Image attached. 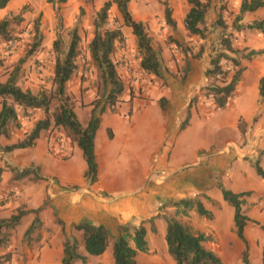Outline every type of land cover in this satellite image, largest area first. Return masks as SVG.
I'll return each instance as SVG.
<instances>
[{
	"label": "crops",
	"instance_id": "crops-1",
	"mask_svg": "<svg viewBox=\"0 0 264 264\" xmlns=\"http://www.w3.org/2000/svg\"><path fill=\"white\" fill-rule=\"evenodd\" d=\"M230 1L237 14L241 0ZM21 2L23 0H11L1 9L0 21L9 18L10 11ZM178 3H185L188 11L187 0H171L172 6ZM172 18L176 26L169 27L185 32L183 18ZM246 19H264V8L245 14L243 20ZM252 43L249 40L247 44L251 50L264 49L263 45ZM242 64L245 70L229 104L224 109L210 111L194 108V105L190 109L189 123L182 131L179 124L185 119L190 97L205 79V67H199L196 61H190L183 86L178 87L173 78L167 80L168 119L163 116L166 111L161 109L158 99L134 100L107 109L101 116L94 140L97 180L93 184L85 179L87 166L82 152L71 144L64 145L67 147L64 153L59 152L54 142L56 133L48 130L40 133L32 147L9 153L11 170L3 172L0 180V201L4 202L0 205V217L8 219L18 210L29 213L21 218L11 232L8 245L0 251V255L14 251L20 254H11L10 261L4 264H61L65 237L57 220L62 222L66 236L78 238L82 233L70 229L82 221L103 225L115 234L119 225L133 217L146 219L159 213L160 217L154 221L156 233H147V252H138L136 261L176 264L167 251L166 222L161 217L172 216L174 209L159 212L158 198L162 201L197 199L212 213L210 220L199 216L195 210L182 218H187L186 226L193 232L208 238L204 246L223 264H242L246 248L250 264H264V176H259L255 169L258 163L264 174V97L258 95L259 80L264 77V54ZM131 105L134 110L129 118ZM14 107L19 120L26 124L9 140L1 136V146L22 140L34 126L23 117L26 110ZM76 115L80 123L86 125L90 109ZM239 121L245 124L244 133L239 130ZM223 129L232 131L236 138L243 137V144L228 146V140L220 142L216 136ZM63 155L68 156L67 159H63ZM155 158L157 163H154ZM27 168L33 173L16 179L17 173ZM161 171L164 176L157 175ZM34 174L40 179L34 178ZM221 188L234 194H246L242 198V210L249 219L243 230L246 246L234 232L233 208L223 200ZM38 209L37 214L32 213ZM35 217L40 222L42 239L31 249L22 247L27 239L25 233ZM47 229L53 231L46 233ZM79 250L86 255L83 245ZM76 264L83 263L77 261ZM84 264H114L112 247L108 246L100 256H89Z\"/></svg>",
	"mask_w": 264,
	"mask_h": 264
},
{
	"label": "trees",
	"instance_id": "trees-1",
	"mask_svg": "<svg viewBox=\"0 0 264 264\" xmlns=\"http://www.w3.org/2000/svg\"><path fill=\"white\" fill-rule=\"evenodd\" d=\"M11 0H0V10L4 9ZM67 0H46L48 4L55 10L59 27L62 25V18L59 15V4L65 3ZM227 0H218L221 4V11L226 8ZM116 5L122 21L123 26L131 30L132 35L136 40V50L141 57L140 68L146 74L153 75L159 79H163L162 60L157 51H155L152 40L149 37L145 25L140 21H135L128 10L130 0H112ZM189 9L183 19L185 31L193 37H198L204 40L209 35V30L206 27V17L212 9L211 0H187ZM164 18L167 25L175 28L176 23L172 18L171 9L164 2ZM111 7V2H106L100 11L96 14L93 21L94 34L90 42V52L93 62L97 70L100 72L102 80L101 89L98 96L91 103L86 106L91 107L90 115L86 125H82L77 118V115L70 104L69 97L66 95V86L74 75L76 69L75 61L78 57V42L79 38L74 30L70 44L66 52H63V57L60 58V40L54 44L55 49V63L52 77V85L54 87V95L48 96L45 92L37 94L29 90H23L18 85V78L20 76V69L25 62V59L32 55L41 45L42 35L39 29V17L36 19L33 26V44L26 54V58L20 60L13 70L7 74L4 81L0 82V98L2 99L0 106V137L9 138L12 129L18 130L20 128L19 118L15 110V105L24 110H42L45 113V118L38 120L31 131L25 135L22 140L16 143L6 145L1 148L4 153H11L15 150H22L32 147L35 140L39 137L42 131L47 130H62L67 138L75 144V146L82 152L83 159L86 163L87 170L85 172V179L89 184H93L97 180V164L95 162L94 154V140L96 132L101 122V116L108 109L114 107L119 101L123 92V85L117 75L115 64L112 60V54L115 49V42L120 39L122 33L115 30L103 29L108 19V11ZM260 8H264V0H241L238 13L235 14L231 25L229 26L220 13L216 21L212 25L213 28L221 29L219 38V47L214 50L210 56L209 64L204 71V78L207 83L202 88L205 92L204 97L210 98L215 110L224 109L233 99L236 87L241 79L242 73L245 70L243 61H251L253 58L264 54V50H250L247 53L245 50L239 51L234 48L232 43V34H228V30L240 32L243 30L255 31L264 35V19L253 20L249 24H242L243 16L247 13H252ZM22 17L20 15L11 14L9 18L0 21V39L9 45L13 39L12 26L20 24ZM187 51H185L186 54ZM204 53V46L199 47L195 58H201ZM222 62H227L231 65L232 70H225ZM0 59V66L2 65ZM185 76L180 79V83L184 84L186 75L188 74V63L185 64ZM232 72V73H231ZM259 98L264 97V77L259 80L258 87ZM57 99L60 105L57 111L50 115V105L53 99ZM199 96H194L186 111L184 121L179 126V131L184 130L190 117V109L196 104ZM160 107L166 111L165 99L160 100ZM255 121V120H254ZM239 130L241 133L245 132V124L239 121ZM64 144V143H63ZM67 149V147L65 148ZM64 153V152H63ZM68 156L63 155V159ZM255 169L259 176L264 174L258 163H255ZM3 168L0 167V180ZM30 168L24 169L17 173L16 179H23L32 174ZM34 178L40 179L34 174ZM223 200L233 208V225L234 232L237 237L245 244L246 241L243 236V230L249 219L245 216L242 210V198L246 194H234L233 192L221 188ZM159 212H164L167 208H173L172 216H161L166 222L165 241L167 244V251L173 258L176 264H223L221 259L212 251L204 246L208 240L201 233H195L193 230L182 224L178 217H186L189 212L195 210L199 216L207 219H212V213L204 208L202 203L197 199H179V200H165L158 198ZM40 209L33 211L37 214ZM27 211L18 210L15 215L8 219L0 217V251L8 245L11 232L20 223L21 218L26 215ZM160 217V213L156 217H151L147 221H142L138 227H131L128 223L119 225L116 233L113 234L103 225H92L88 222L82 221L73 224V230L82 233V245L86 255L79 252V242L74 237H68L65 234L63 242V259L61 264H76L77 261L86 263L89 256L102 255L110 242L112 243V257L114 264H139L136 261L138 252H147V233H156L154 221ZM57 223L62 226L60 220ZM145 224L149 225L147 229ZM40 225L39 219L35 217L30 227L25 233L28 238L31 233ZM11 253L0 255V264H4L11 259ZM242 264H250L248 261L247 248L243 252Z\"/></svg>",
	"mask_w": 264,
	"mask_h": 264
},
{
	"label": "rangeland",
	"instance_id": "rangeland-1",
	"mask_svg": "<svg viewBox=\"0 0 264 264\" xmlns=\"http://www.w3.org/2000/svg\"><path fill=\"white\" fill-rule=\"evenodd\" d=\"M108 1L111 2V7L108 11V19L103 29H117L122 33V37L115 42V49L112 54L117 75L123 85V92L117 104L132 103L134 100L140 102V100L158 99L159 101L165 99L166 113L169 112H167L168 100L165 97L167 96L166 90L168 88L167 80L173 78L177 82L174 81L178 87L183 86L185 82L181 84L179 81L185 76V64L188 63L189 68L190 61L198 62L199 67H205L206 69L211 54L219 47V38L221 35V29L213 28L212 25L221 13L230 26L236 14L233 1L227 0L226 8L221 11V4L218 0H211L212 9L206 17V27L209 30V35L206 39L201 40L198 37L190 36L186 31H173L165 22L164 2L170 6L174 19H184L187 13L185 3H178L172 6L171 0H130L128 10L131 16L134 20L140 21L145 25L146 31L152 40L153 47L161 57L164 78L159 79L153 75L144 73L140 68L141 57L136 50V40L131 30L123 26L121 15L112 0H67L65 3L59 4V15L62 18L61 27H59L55 10L46 0H23L17 7L12 10L10 9L9 16L13 14L22 17L20 24H14L12 26L13 39L9 42V45H5L0 39V59L3 62L0 66V82L6 79L7 74L13 70L20 60L26 58V54L34 42L33 26L39 17V29L42 35L41 45L32 55L25 59L20 69L18 85L23 90H29L34 94L45 92L48 96H53L54 44L57 40H60V53L58 55L61 59L64 58L63 52H66L71 41V34L75 30L79 38L77 47L78 57L75 61L76 69L74 75L66 86V95L69 97L70 104L75 113L83 114L87 109H91V107L86 105L97 98L98 92L101 89L100 86L102 85L100 72L97 70L90 52V42L94 34L93 21L102 6ZM252 21V19H246L242 21V24H249ZM230 32L232 34L233 46L239 51L244 48L251 50V47L247 46L249 40L253 41L255 46H264V36H261L255 31L247 30L239 33L229 29L228 34ZM200 46H204V53L201 58L197 59L195 55L198 53ZM185 51H187L186 54ZM222 65L225 70L235 71V69L232 70L231 65L227 62H222ZM250 72L253 74L252 70ZM206 83L207 80L204 79L202 85L195 94L191 95L190 99L194 96H199L194 108L202 107L210 111L213 110L214 106L210 98L204 97L203 94L205 92L202 90ZM89 96H93V99H89ZM1 102L2 99L0 98V104ZM59 105L60 102L56 98L53 99L49 114H54ZM133 110L134 107L131 105L128 108L129 118L133 115ZM166 113L163 116L168 119L169 113L167 115ZM45 116L42 110H26L25 114H23V117L28 122L34 123V125L38 120L44 119ZM181 122L182 120H180ZM19 123L20 127H22L26 124V121H21L20 119ZM18 130L12 129L11 135ZM48 131L54 134L56 133L54 135L55 137H61L65 146L67 144H71V146L75 145L71 139L67 138L64 131L57 129ZM10 137L7 139L9 140ZM216 137L220 142L228 140L227 145L233 143L243 144V137L239 136L236 138L235 134L228 129H223ZM2 147L4 146L0 145V167L3 168V172H9L11 170V166H9V153L2 152ZM3 204L4 202L0 201V205L3 206ZM148 219L133 217L131 220H128V224L131 227H138L142 221H147ZM56 220L54 222L57 225ZM179 220L184 225L187 222L189 223L187 218L179 217ZM122 222L125 223V220H121ZM145 226L147 229L149 228L148 224H145ZM163 229H165V225ZM70 230H73V228L71 227ZM45 231L46 233H51L53 230L47 229ZM64 234L66 235L65 232ZM41 239L42 234L40 228H37L27 239H24L22 247L25 245L31 249V247L37 246ZM76 239L82 245V234ZM109 247H112L111 242ZM11 254H20V252L14 251Z\"/></svg>",
	"mask_w": 264,
	"mask_h": 264
},
{
	"label": "built area",
	"instance_id": "built-area-1",
	"mask_svg": "<svg viewBox=\"0 0 264 264\" xmlns=\"http://www.w3.org/2000/svg\"><path fill=\"white\" fill-rule=\"evenodd\" d=\"M54 142L56 143V148L59 150V152H62L65 151V147H64V144H63V140L61 137L57 136L54 138ZM157 158L154 159V163H157ZM153 174H155V172H153ZM157 175L159 176H164L165 173L164 172H159L157 173Z\"/></svg>",
	"mask_w": 264,
	"mask_h": 264
}]
</instances>
